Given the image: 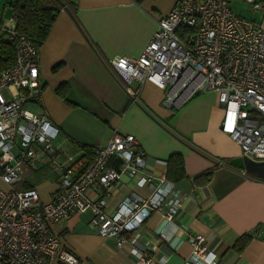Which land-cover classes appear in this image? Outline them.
Returning a JSON list of instances; mask_svg holds the SVG:
<instances>
[{
	"label": "built area",
	"instance_id": "built-area-1",
	"mask_svg": "<svg viewBox=\"0 0 264 264\" xmlns=\"http://www.w3.org/2000/svg\"><path fill=\"white\" fill-rule=\"evenodd\" d=\"M229 1L177 0L157 20L139 55L115 56L107 67L121 77L122 85H135L137 92L145 83L162 90V104L170 109L200 93L215 92L222 106L221 131L245 157L264 162V24L235 15ZM15 20L12 14L9 24L0 22V38H10L15 50L14 62L0 65V264H80L61 249L51 227L87 210L100 236L115 238L117 247L130 240L140 264H152L149 250L127 235L155 212L172 223L183 199L176 184L166 172L155 177L147 171L146 154L132 134L113 132L87 164L57 140L59 129L45 112L24 108L40 98L39 47L16 33ZM25 167L55 175L56 188L48 201L40 200L35 185L22 186ZM122 175L149 187L151 194L129 193L107 212L109 190L120 184ZM90 188L95 198L87 196ZM188 242L191 253L185 264H204L205 237L193 233Z\"/></svg>",
	"mask_w": 264,
	"mask_h": 264
},
{
	"label": "crops",
	"instance_id": "crops-1",
	"mask_svg": "<svg viewBox=\"0 0 264 264\" xmlns=\"http://www.w3.org/2000/svg\"><path fill=\"white\" fill-rule=\"evenodd\" d=\"M176 1L67 0L39 48L41 92L39 101L30 104L49 116L59 129L57 140L85 163L90 158L81 145H105L115 131L138 139L146 169L155 177L165 174L171 155L182 156L186 177L175 184L183 199L172 223L155 212L127 235L149 250L152 264L187 263L188 237L193 233L205 237L204 264H264V169L248 170L240 146L221 131L222 106L216 93H200L170 109L162 104V90L145 83L137 92L135 85H122L121 77L107 67L115 56L139 55L157 20ZM61 85L75 106L57 95L55 89ZM127 90L137 96H129ZM209 170L208 182L195 181ZM39 178L45 181L37 184ZM36 179L35 183L27 178L22 186L35 185L46 202L56 188L55 175L43 169ZM132 192L151 194L149 187L122 175L120 184L109 190L105 210L113 212ZM86 194L97 195L94 188ZM92 217L87 210L53 223L61 249L80 264H140L130 240L117 247L115 238L102 237L91 227ZM245 234L251 235L250 241L236 250L235 241Z\"/></svg>",
	"mask_w": 264,
	"mask_h": 264
},
{
	"label": "trees",
	"instance_id": "trees-1",
	"mask_svg": "<svg viewBox=\"0 0 264 264\" xmlns=\"http://www.w3.org/2000/svg\"><path fill=\"white\" fill-rule=\"evenodd\" d=\"M67 0H9L7 5L11 8V14L15 15V31L19 35L25 36L32 44L40 46L47 38L49 31L59 13L63 4ZM15 59L14 45L8 37L0 38V65L12 64ZM67 87L59 86L55 89L58 96L63 98L71 105L67 99ZM85 154L90 158L87 164L93 158V148L87 145H81ZM84 157V155H83ZM211 171H206L195 177L196 182L206 183L211 178ZM166 177L173 183H176L186 177L184 171V162L181 155L173 154L167 160ZM25 187V186H24ZM251 235L245 234L239 237L233 247L236 250H242L250 241Z\"/></svg>",
	"mask_w": 264,
	"mask_h": 264
},
{
	"label": "rangeland",
	"instance_id": "rangeland-1",
	"mask_svg": "<svg viewBox=\"0 0 264 264\" xmlns=\"http://www.w3.org/2000/svg\"><path fill=\"white\" fill-rule=\"evenodd\" d=\"M9 0H0V22L5 24L10 23V14H11V8L9 5H7V2ZM258 6H264V0H255ZM254 4V5H255ZM252 3L246 2L244 0H230L229 1V7L231 11L242 18L255 21L257 23L264 24V9L257 8L254 10ZM24 108L29 109L31 111H35V107L37 105H32L30 103H26L23 105ZM63 142V140H59ZM61 160V159H59ZM26 170V177L36 183V181H39V179H36L40 175H42V169H38L36 171H33L32 169L25 167ZM37 184H40L41 182L45 181L40 179ZM18 186V185H16Z\"/></svg>",
	"mask_w": 264,
	"mask_h": 264
},
{
	"label": "water",
	"instance_id": "water-1",
	"mask_svg": "<svg viewBox=\"0 0 264 264\" xmlns=\"http://www.w3.org/2000/svg\"><path fill=\"white\" fill-rule=\"evenodd\" d=\"M245 166L248 170L258 171L259 168L264 169V162H256L246 157Z\"/></svg>",
	"mask_w": 264,
	"mask_h": 264
}]
</instances>
